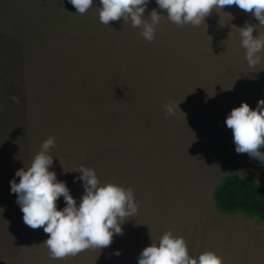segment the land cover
I'll use <instances>...</instances> for the list:
<instances>
[{
    "label": "rangeland",
    "instance_id": "1",
    "mask_svg": "<svg viewBox=\"0 0 264 264\" xmlns=\"http://www.w3.org/2000/svg\"><path fill=\"white\" fill-rule=\"evenodd\" d=\"M99 7L93 0L80 14L69 0H0V264H138L168 231L190 255L264 264V220L224 213L213 195L229 172L264 184V164L236 152L225 124L233 108L264 99V51L249 67L240 35L253 24L264 36V25L231 6L178 26L150 0L145 15L162 14L150 42L130 19L102 24ZM169 103L181 110L167 115ZM49 137L50 170L78 204L80 166L133 189L138 212L110 246L53 259L48 234L24 223L10 181Z\"/></svg>",
    "mask_w": 264,
    "mask_h": 264
},
{
    "label": "clouds",
    "instance_id": "2",
    "mask_svg": "<svg viewBox=\"0 0 264 264\" xmlns=\"http://www.w3.org/2000/svg\"><path fill=\"white\" fill-rule=\"evenodd\" d=\"M76 12L86 13L93 7V0H69ZM150 0H100L99 19L104 25L123 18L131 20L133 27L142 29L144 39L152 41L156 25L161 22L162 14L153 9L145 15ZM159 9L166 10L170 21L178 26L191 24L200 26L213 10L236 6L252 14L259 25H264V0H156ZM150 17L145 20L144 17ZM255 25L246 24L240 28L242 46L246 49L249 67L260 62L258 53L264 51V36H254ZM11 100L19 104V97ZM0 105V111L3 110ZM167 115H175L179 105L166 104ZM232 130L236 152L247 153L251 158L264 164V99L259 100L255 109L243 102L231 110L225 121ZM56 146L55 137L43 141L41 150L30 167L20 168L10 181L11 192L17 195V203L23 213L24 223L32 228H43L48 234L46 244L51 258L64 259L75 257L89 249H100L113 243L114 234L122 235V225L134 218L139 205L135 202L133 189L115 183L101 184L94 169L80 166L72 170L80 173L85 192L80 199L71 194L66 182L58 180L50 168L54 157L48 155L49 149ZM64 198L65 207L59 209L57 201ZM120 250L115 252L119 256ZM138 264H223L222 258L214 252H204L198 257L189 254L183 237L174 236L171 231L163 234L158 244L152 242L140 253Z\"/></svg>",
    "mask_w": 264,
    "mask_h": 264
},
{
    "label": "trees",
    "instance_id": "3",
    "mask_svg": "<svg viewBox=\"0 0 264 264\" xmlns=\"http://www.w3.org/2000/svg\"><path fill=\"white\" fill-rule=\"evenodd\" d=\"M213 195L217 207L224 213L264 220V184L250 176L237 172L225 174Z\"/></svg>",
    "mask_w": 264,
    "mask_h": 264
}]
</instances>
